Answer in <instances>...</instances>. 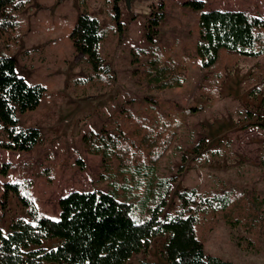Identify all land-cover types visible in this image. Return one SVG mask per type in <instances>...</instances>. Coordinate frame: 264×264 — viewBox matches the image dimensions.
Segmentation results:
<instances>
[{
	"label": "rangeland",
	"instance_id": "374dc122",
	"mask_svg": "<svg viewBox=\"0 0 264 264\" xmlns=\"http://www.w3.org/2000/svg\"><path fill=\"white\" fill-rule=\"evenodd\" d=\"M18 1L27 4L17 13L22 24L20 40L15 44L0 37V54L11 55L19 75L30 83L44 85L47 91L37 109L19 115V126L39 128L42 142L29 152L0 149V169L1 164H11L7 176L0 174V225L6 233L13 219H29L14 194L9 195L7 207L3 208V185L7 182L32 179L31 192L39 210L54 219L60 215L59 200L70 192L110 189L109 181L99 180L103 172L101 156L86 150L83 136L108 125L123 106L144 115L149 94L133 77L136 66L131 51L149 45L146 21L151 12H161V4L164 19L158 30L159 49L187 66L184 87L153 93L159 101L161 122L173 125L183 117L176 139L157 170L159 177L176 179L165 213L176 209V193L189 188L210 193L233 190L243 192L245 198L250 194L264 197V167L260 161L264 143L263 95L250 94L264 80L258 77L257 84L245 88L252 73L264 65V54L247 57L223 51L220 66L225 79L219 87V98L210 103L199 95L211 71L202 68L195 51L198 12L185 5L191 0H130V5L120 0L121 31L111 18L115 0ZM83 1L108 31L101 47L108 71L101 73L102 77L92 69L87 56L77 58L69 36L86 6ZM204 1L207 10H245L264 16V0ZM2 14L0 10V17ZM189 107L201 108L185 115ZM151 117L157 119L155 113ZM202 139H206L205 146L197 153L195 147ZM215 149L222 150L221 158L209 164L200 160ZM78 160L84 170L79 168ZM110 165L116 168L115 161ZM45 167L53 170L51 185L37 176ZM258 207L263 216L260 224L264 226V202ZM236 214L225 217L221 212L216 220L199 227L206 251L237 264H264L262 231H248ZM166 239H151L149 247L126 264H168L162 256ZM251 240L256 242V248L251 246ZM57 242L54 239L44 245L51 248Z\"/></svg>",
	"mask_w": 264,
	"mask_h": 264
},
{
	"label": "trees",
	"instance_id": "16d2710c",
	"mask_svg": "<svg viewBox=\"0 0 264 264\" xmlns=\"http://www.w3.org/2000/svg\"><path fill=\"white\" fill-rule=\"evenodd\" d=\"M119 1L115 0L111 18L121 31ZM185 5L198 12L194 27L195 51L202 68L211 71L199 95L212 103L219 98V87L225 79L220 66L223 51L247 57L264 54V16L245 10H207L204 0H191ZM26 6L25 1L0 0L3 11L0 37L18 44L22 24L17 13ZM160 8L161 12H151L146 21L149 45L131 51L132 63L136 66L133 77L149 94L144 115L123 106L108 125L83 136L86 150L101 156L103 172L99 180L109 181L110 189L70 192L59 200L60 215L54 219L39 210L31 192L32 179L5 183L3 208L7 207L9 195L14 194L29 219H13L7 233L0 225V264H126L145 251L151 239L159 236L167 238L162 256L168 264H237L209 254L199 235V227L206 221L216 220L221 212L225 217L237 213L235 218L248 231L260 230L264 235V226L260 224L263 216L258 207L264 197L258 195L245 198L243 192L233 190L210 193L197 188L183 189L176 193V209L165 213L176 179L159 177L157 170L161 158L176 139V129L183 124V117L173 125L161 122L159 101L153 93L184 87L187 66L159 49L157 36L164 19V5ZM107 35L100 19L83 5L69 36L77 58L87 56L100 77L108 71L107 61L101 54ZM258 77L264 80V65L252 73L245 88L257 84ZM46 91L44 85L30 83L19 75L11 55L0 54V149L29 152L42 142L39 128L19 126V115L37 109ZM250 94H262L264 103V82ZM200 108L189 107L185 115ZM154 113L157 119L151 117ZM205 142L202 139L196 145L197 153ZM221 157L222 150L215 149L206 152L200 160L209 164ZM112 161L116 162L115 169L110 165ZM260 161L264 167V143ZM77 163L84 170L81 160ZM10 168V163L1 164L0 174L7 176ZM52 172L50 167H45L37 176L44 177L51 185ZM54 239L58 242L51 248L44 245ZM250 244L257 247L254 240Z\"/></svg>",
	"mask_w": 264,
	"mask_h": 264
},
{
	"label": "water",
	"instance_id": "95a60500",
	"mask_svg": "<svg viewBox=\"0 0 264 264\" xmlns=\"http://www.w3.org/2000/svg\"><path fill=\"white\" fill-rule=\"evenodd\" d=\"M127 1V4L130 5V0H126Z\"/></svg>",
	"mask_w": 264,
	"mask_h": 264
},
{
	"label": "crops",
	"instance_id": "0c3cea01",
	"mask_svg": "<svg viewBox=\"0 0 264 264\" xmlns=\"http://www.w3.org/2000/svg\"><path fill=\"white\" fill-rule=\"evenodd\" d=\"M56 219H58V218H56Z\"/></svg>",
	"mask_w": 264,
	"mask_h": 264
}]
</instances>
